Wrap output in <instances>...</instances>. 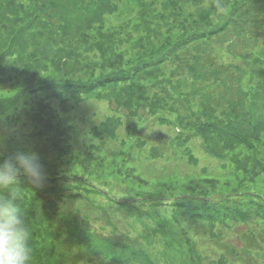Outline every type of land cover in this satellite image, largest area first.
Returning <instances> with one entry per match:
<instances>
[{"label": "rangeland", "instance_id": "rangeland-1", "mask_svg": "<svg viewBox=\"0 0 264 264\" xmlns=\"http://www.w3.org/2000/svg\"><path fill=\"white\" fill-rule=\"evenodd\" d=\"M16 1L23 9L4 15L1 3L6 0H0V98L20 94L14 109L0 112V159L18 150L38 154L51 179L34 187L44 204L40 220L47 212L61 226L69 216L96 236L143 249L154 264H190L197 256L202 264H264V218L249 206L251 201L264 202V130L256 134L260 140L248 136L234 149L220 145L222 133H228L226 120L237 121L240 108L233 111L232 101L264 78V14L252 8L245 13L252 19H242L236 28L227 25L219 33L215 26L238 4L245 1L253 7V0H119L104 15L102 28L87 6L100 10L105 5L100 0ZM203 8L207 13L199 16ZM87 17L95 24L75 28ZM205 26L207 35L202 33ZM250 29L256 32L250 34ZM166 36H171L169 43H180L179 51L162 63L150 62L154 66H136L142 57L166 49ZM63 51L65 57L53 58ZM32 55L35 65L30 64ZM60 59L71 70L66 76L71 79L120 72L127 76L89 93L50 95L49 101L42 99L43 93L23 88L26 67L45 79L65 76L48 70ZM257 96L258 101L264 98ZM38 101L51 104L55 112L31 120ZM203 106L213 109L214 118ZM41 122L62 133V144L70 143L74 160L69 169L55 162L45 136L38 134ZM76 156L83 158L80 166ZM77 175L85 184L74 179ZM99 191L125 199L132 216ZM176 196L192 207L203 208L204 200L217 207H239L249 217L233 222L225 215L210 220L185 215L175 207ZM37 220L26 219L34 232L35 255L44 248ZM250 231L259 238L246 257L241 235ZM60 235L59 243H44L61 253L62 264H110L62 241L63 229Z\"/></svg>", "mask_w": 264, "mask_h": 264}, {"label": "trees", "instance_id": "trees-1", "mask_svg": "<svg viewBox=\"0 0 264 264\" xmlns=\"http://www.w3.org/2000/svg\"><path fill=\"white\" fill-rule=\"evenodd\" d=\"M101 2H104L105 5H103V8L100 10H96V7L92 4H88L87 6L90 8H93L92 14L97 16L98 19V28L104 26V15L108 12L109 8L114 9L116 6L117 1L119 0H100ZM107 3V4H106ZM252 3H254L253 7L251 5H247L244 2L241 4H238V6L234 7V11L232 10L231 14L224 18V15H222V19L220 22L215 25L216 28L219 30V33L225 30V26L227 25H232L233 28L238 27L237 25H241L242 23L240 22L242 19H246L245 21H248L249 18L248 15L245 13L249 12L252 8H257L259 9V14L263 13L264 14V0H253ZM4 7V15L5 13L11 12L13 14L14 10L18 9L21 10L23 9V3L18 2L16 0H6V2L1 3ZM87 8V7H86ZM7 10V11H6ZM208 9H201L199 11V16H205L206 11ZM17 13V12H16ZM3 15V17H4ZM20 15V13H19ZM95 20V19H94ZM92 20V18L87 17L84 20V23L81 24V28L75 27L82 29L83 26H86L90 23H94L95 21ZM253 22V21H252ZM95 24V23H94ZM93 25V24H92ZM77 31V30H76ZM75 32V31H73ZM82 32V31H81ZM250 34H254L256 31L250 29L249 30ZM63 33V34H67ZM72 33V32H71ZM204 35L208 34L207 31V26H205V29L202 31ZM81 34L77 35L81 36ZM217 34L212 35L210 38L216 37ZM171 39V36L169 37ZM167 36L165 37V43H169V39ZM73 41V40H69ZM74 42L70 44L71 47H73ZM150 43H147V46H149ZM73 45V46H72ZM145 49L144 47H141ZM180 48V43H178L175 39L174 43H169L168 47L166 49L161 48L160 51L155 52V53H150L145 57H142L136 64V66L141 67V68H147L149 66H154V64L150 63L152 61H157V62H164L166 60H169L171 55L173 53H176L179 51ZM250 50V49H249ZM33 56V55H32ZM36 56L31 57L30 59V64L35 65L37 64V60L34 58ZM60 57H65L64 51L61 52L58 55H54L53 58H60ZM208 60H210L209 55H208ZM61 60V59H60ZM51 65L49 66L51 72L53 73H59L63 74L65 76H61L56 79H45L42 78L41 76L37 75L35 70L31 69L29 67V70H27L26 67L23 73H25L26 77L22 80L23 82V88H27L31 90L32 94H40L43 93L46 98L42 97L44 100H48L50 95H53L55 97H63L64 93H71V94H76V93H89L91 92L94 87H103L107 84H109L112 81L118 80L119 78H126L127 73L120 72L117 74H114L112 76L110 75H103L100 77H96L94 79H89V80H81L80 78L78 79H71L66 76L71 75L72 73L70 72L71 70L68 69V65L66 62L63 60L60 61H55V63H50ZM69 64V63H68ZM156 67V71L159 69V64ZM158 68V69H157ZM153 71V69H152ZM151 71V72H152ZM70 72V73H69ZM127 72H129L127 70ZM160 73V72H159ZM3 93V91H2ZM248 94V100L246 101V96ZM259 94H264V78L261 80V83L256 84L255 86H251L250 93L244 92L241 95L236 96L237 103L235 99L232 101L234 102L232 110L236 111V107L240 108L239 111H236L235 114V119H228L226 120L225 123V128L227 129L228 133H222L224 136L221 140V144L223 148H228V149H234L235 146H237L240 143H243V141L248 137L251 136V139H253L255 136L256 139L260 140L259 137H256V134L260 132V130H264V98L260 97V101L257 100V95ZM249 95H252L251 98ZM256 96V99L252 98ZM147 97L145 96L143 98ZM148 99V97H147ZM251 100V101H250ZM20 101V94L17 93L13 96L5 97L3 96L0 98V112H5L8 110L14 109L18 102ZM49 101V100H48ZM260 105H259V103ZM216 103V102H213ZM230 103V102H229ZM158 104V102H157ZM216 106L215 104H213ZM211 105V107H213ZM124 106H126L124 104ZM129 107V106H128ZM204 107V106H203ZM207 107H204V110L210 113L211 116H213V109H208ZM48 112H55V109L53 106L45 101H38L35 104V110L33 111L31 120H34L35 118L38 117L39 114L41 113H48ZM238 117H241V121H238ZM39 120V119H38ZM58 120V124H59ZM210 126H213L211 123L208 122ZM40 127V126H39ZM48 128L49 125L46 127L43 122H41V127H40V132L38 134L44 135L46 140L48 141L49 145L51 146L53 150V155H54V160L55 162L59 163L60 165H64L66 169H69L72 161L74 158H72L70 154V143L62 144V133H59L58 131L55 130H49ZM107 129V128H106ZM106 129H104V132L107 133ZM203 132V127L200 129ZM215 132H217L216 129H214ZM109 135H113L112 132L109 130ZM69 135H65V139H68ZM69 140V139H68ZM90 157V156H89ZM75 163L80 166V162L83 161L82 157L76 156L75 157ZM89 161V160H87ZM90 161L87 162L85 165H89ZM94 168L97 169L99 166L98 164H93ZM65 169V170H66ZM67 171V170H66ZM69 173H62V177H67ZM102 176V174L100 173ZM74 176V175H73ZM99 177V175H97ZM138 177V176H136ZM139 178V177H138ZM52 179L58 180L59 176H55ZM74 179H78L80 181H83L82 184L84 183V177L82 175H77L75 176ZM140 179V178H139ZM138 179V180H139ZM51 179H45V181H48ZM44 181V182H45ZM140 181H143L140 179ZM94 189V186H91ZM87 190V188H86ZM95 190V189H94ZM34 191V187H29V185L25 184L21 187L18 197H19V203L21 204V207L24 209V211H27L25 213L28 215L25 219L31 221H34L35 219L37 220V223L35 224V227L40 228L39 229V240L40 243L43 242L44 248L42 251L37 252V255L34 254L33 251H31V260L32 263L30 264H62L61 262V253L60 252H55L52 249H47L46 241H54L55 243H59V238H61L60 234L63 229V233L65 234V238H62V241L67 240L68 242H73L78 246V248L85 250L89 254L93 255L94 257H99L102 260L107 261L110 264H121V263H132V264H154L152 260L149 258L148 254L143 251V249L136 248L130 244L123 243L121 241H116L113 240L109 237H100L96 236L93 234L91 231L88 229L84 228L78 223H74L71 221L69 216H66L62 219V224L61 226H56L54 225L51 221L53 219V215L49 217L46 212V218L43 215L42 217L44 218L43 221L40 220V215L42 213V206L44 204L40 201V198L37 196L36 192ZM101 194H103L105 197H107L113 204L118 206L121 210L126 211L130 216H132V213L128 211V208L124 207V204L126 203L125 199H118L115 196L109 194L107 191H99ZM78 197V196H77ZM153 198V196H151ZM175 198V207H178V209L183 212L185 215H197V216H207L208 219H212L216 215H225L227 217L231 216V221L235 222V220H240L242 222L247 221V218L249 217V211H244L243 209L239 207H234L230 208V206H221L217 207L214 204L215 203H208L209 201H205V206L198 207L195 205V207L190 206L191 204L189 202H184L183 199H180L178 196L174 197ZM154 199V198H153ZM159 199H161L159 197ZM211 202H213L211 199H209ZM259 200V199H258ZM250 208L253 209L255 208L256 212L263 216L264 218V202L263 201H256L253 202L251 201V204L249 205ZM208 207L211 208L212 211L207 210ZM201 209H203L201 211ZM198 210V211H197ZM54 214V212H53ZM222 217V216H220ZM50 230V231H48ZM31 233V232H30ZM212 235H214L212 233ZM264 236V235H262ZM33 237H34V232L31 233V242H30V248L32 244H35L33 242ZM259 238V235H256L254 232L250 231L249 233L241 235L242 241L245 243V251H244V256L249 257L251 253L254 251V245L257 244V239ZM263 238V237H261ZM50 239V240H48ZM46 242V244L44 243ZM221 239H217V242H220ZM234 254V253H233ZM198 261L191 259L190 264H202L201 263V258L197 256Z\"/></svg>", "mask_w": 264, "mask_h": 264}, {"label": "clouds", "instance_id": "clouds-1", "mask_svg": "<svg viewBox=\"0 0 264 264\" xmlns=\"http://www.w3.org/2000/svg\"><path fill=\"white\" fill-rule=\"evenodd\" d=\"M45 179L34 151L18 150L0 159V264H30L31 233L18 193L23 185L39 187Z\"/></svg>", "mask_w": 264, "mask_h": 264}]
</instances>
